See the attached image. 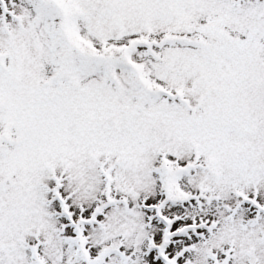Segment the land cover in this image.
<instances>
[{
	"label": "snow or ice",
	"instance_id": "6c2138e0",
	"mask_svg": "<svg viewBox=\"0 0 264 264\" xmlns=\"http://www.w3.org/2000/svg\"><path fill=\"white\" fill-rule=\"evenodd\" d=\"M0 264H264V0H0Z\"/></svg>",
	"mask_w": 264,
	"mask_h": 264
}]
</instances>
